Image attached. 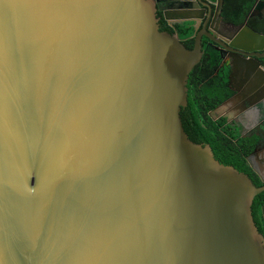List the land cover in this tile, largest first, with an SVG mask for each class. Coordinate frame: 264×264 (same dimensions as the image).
I'll return each mask as SVG.
<instances>
[{"label":"water","instance_id":"95a60500","mask_svg":"<svg viewBox=\"0 0 264 264\" xmlns=\"http://www.w3.org/2000/svg\"><path fill=\"white\" fill-rule=\"evenodd\" d=\"M202 57L153 0H0V264H264L263 190L183 126Z\"/></svg>","mask_w":264,"mask_h":264},{"label":"flooded vegetation","instance_id":"af4514ba","mask_svg":"<svg viewBox=\"0 0 264 264\" xmlns=\"http://www.w3.org/2000/svg\"><path fill=\"white\" fill-rule=\"evenodd\" d=\"M153 1L157 7L160 31L178 36L190 51L201 41L202 59L211 55L219 62L215 75L223 78L226 96L210 114L215 121L226 120L232 127L231 134L237 136L240 144H253L247 157L249 172L245 175L256 188L263 190L254 199L252 216L264 239V109L260 107L239 113L236 107L225 108L222 105L243 88L244 79L233 77L234 63L240 60L256 62L264 72V41H261L264 39V0ZM188 19H195L198 23L183 22ZM249 33L259 37L260 41L249 43L246 40Z\"/></svg>","mask_w":264,"mask_h":264},{"label":"trees","instance_id":"16d2710c","mask_svg":"<svg viewBox=\"0 0 264 264\" xmlns=\"http://www.w3.org/2000/svg\"><path fill=\"white\" fill-rule=\"evenodd\" d=\"M233 6L234 3L230 8ZM218 64L214 56L206 55L191 73L188 106L182 109V122L194 143L210 146L217 161L245 174L249 172L247 157L253 144H240L237 136L231 134L232 127L226 120L215 121L210 114L226 96L223 78L215 75Z\"/></svg>","mask_w":264,"mask_h":264}]
</instances>
